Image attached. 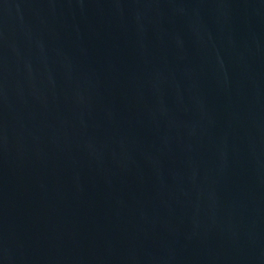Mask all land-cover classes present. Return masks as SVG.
Here are the masks:
<instances>
[{
	"label": "water",
	"instance_id": "obj_1",
	"mask_svg": "<svg viewBox=\"0 0 264 264\" xmlns=\"http://www.w3.org/2000/svg\"><path fill=\"white\" fill-rule=\"evenodd\" d=\"M0 264H264V0H0Z\"/></svg>",
	"mask_w": 264,
	"mask_h": 264
}]
</instances>
